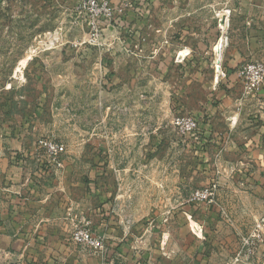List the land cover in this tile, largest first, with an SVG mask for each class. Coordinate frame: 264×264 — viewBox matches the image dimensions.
<instances>
[{"label": "rangeland", "instance_id": "1", "mask_svg": "<svg viewBox=\"0 0 264 264\" xmlns=\"http://www.w3.org/2000/svg\"><path fill=\"white\" fill-rule=\"evenodd\" d=\"M86 1L0 0V205L20 185L13 182L16 162L27 171L24 184L50 177L52 188L71 156L77 178L105 183L98 188L100 200L109 201L108 222L141 235L151 225L164 226L174 239L185 234L175 251L188 261L199 243L173 216L192 214L207 230L203 259L264 264V105L238 74L230 79L221 63L217 71L215 51L213 59L201 54L190 64L169 57L179 38L199 41L201 53L214 49L215 38L226 36L223 14L234 18L253 0H100L112 15L95 24ZM177 4L201 6L194 14L200 36L193 38L191 16L182 26L165 22L177 11L165 14L162 7ZM231 85H241L238 102L232 99L243 107L246 134L232 136L217 120L218 111L233 107L219 108ZM184 115L198 121L189 137L173 124ZM208 115L213 122L205 127ZM40 139L63 143L66 151L52 162ZM197 190L209 196L192 199ZM47 212L42 217L52 227L53 210ZM86 224L101 234L86 220L73 221L66 229L71 242L75 228ZM77 247L82 257L93 256Z\"/></svg>", "mask_w": 264, "mask_h": 264}, {"label": "crops", "instance_id": "2", "mask_svg": "<svg viewBox=\"0 0 264 264\" xmlns=\"http://www.w3.org/2000/svg\"><path fill=\"white\" fill-rule=\"evenodd\" d=\"M110 1L116 2V4L120 2V0ZM253 3L252 7L251 5L246 7V11H243L242 5H240L238 10L234 11V18L232 16L228 19L225 14L221 17V21H223L221 26L222 29L226 28V36H217L215 43L219 38L224 37L225 43L222 47L220 63L225 75H228L230 79L237 75L238 69L245 62L259 60L264 63V0H256V2L253 0ZM173 10L177 11V14H173L171 17L165 16V22L172 24L177 21L182 26L185 24V16H191L193 20L188 21V24L192 26L193 38L201 35L200 22L197 27L199 33H197L196 16H194L196 11H201V6L192 10H185L180 4L162 7V12L165 14ZM253 11L257 13H253ZM148 22L154 25L153 21L148 20ZM166 41L171 42L169 39ZM175 43L177 48L174 49L173 55L169 52V57L174 58L175 62L180 63L185 60L190 64V59L198 58L201 54L209 56V60L213 59L214 49L201 53L196 48V45H200L199 41L195 45L190 42L185 44L184 39L179 38ZM207 65L209 66L207 73L209 75L210 72L214 73V64L209 61ZM189 68L188 66L187 69ZM240 92L241 85H231L228 89L229 97H221L223 105L219 108L224 110L225 106H230L231 102L233 107L225 109L223 114L220 111L217 114V118L219 117L217 120H222L223 124L228 125L231 133L229 134L232 136L237 131L246 134L248 129L247 125H244L245 119L241 114L243 107L240 106V108L237 103L241 97ZM232 95L237 102L233 101ZM255 95L259 103L264 105V84L256 91ZM222 96L224 95L222 94ZM223 98L225 99L223 100ZM220 99L218 100L220 101ZM208 117H210L208 123L203 124L205 127L213 122V117L210 115ZM210 134H212L211 137L226 136L223 133H215V131H211ZM209 141H212L211 138ZM101 154H105V152ZM74 156L79 155L76 152ZM104 159L105 156L99 163L101 169L105 167ZM74 161L75 159L70 156L60 164L58 174H56L57 179L52 188H50L52 183L50 177L27 181L24 184L23 175L27 171L25 172L19 162L15 163L13 182L20 185L18 190L13 192L11 199H6L5 203L0 205V253L3 257L2 260H5H1L0 264H213L211 261L203 259L204 245L202 243L207 230L202 228L203 224L197 221L198 219L192 214L177 213L173 216L176 220L183 221L178 225L185 224L187 226L185 232L194 236L196 242L199 243L190 251L196 259L188 261L185 260V255L183 256L182 252L175 251L185 234H181L179 239H174V235H171L164 226H162V230H155L151 225L150 228L145 226V234L141 235L142 231L136 233L134 228L125 231L120 222H108L109 201H106V197L102 201L100 200L102 198L98 188L101 186L100 184L105 187V183L88 181L84 177L77 178V174L74 173H77L79 169ZM43 170L40 169L39 172ZM47 208L53 210L54 218L52 219L55 221H52V227L47 222L50 219L42 217V214L48 213ZM81 220L91 223L99 233L107 238L106 251L92 257H82L79 248L69 240L71 234L66 230L70 223ZM111 224H114V227H111Z\"/></svg>", "mask_w": 264, "mask_h": 264}, {"label": "built area", "instance_id": "3", "mask_svg": "<svg viewBox=\"0 0 264 264\" xmlns=\"http://www.w3.org/2000/svg\"><path fill=\"white\" fill-rule=\"evenodd\" d=\"M86 6L93 18V24L100 17H110L112 15L107 1L87 0ZM237 74L242 80L244 90L248 93H255L264 84V63L259 60L245 62L240 66ZM173 124L181 135L187 137L194 135L198 129V122L192 116H176ZM38 144L40 148L49 154L52 162H57L66 151L63 143H58L53 140L40 139ZM208 196L209 194L197 190L193 193L192 199L207 198ZM71 240L86 254L96 255L103 253L106 249V238L92 231L87 224L77 226L72 233Z\"/></svg>", "mask_w": 264, "mask_h": 264}, {"label": "bare ground", "instance_id": "4", "mask_svg": "<svg viewBox=\"0 0 264 264\" xmlns=\"http://www.w3.org/2000/svg\"><path fill=\"white\" fill-rule=\"evenodd\" d=\"M226 20V19H225ZM224 30V29H223ZM224 33V32H223ZM222 33V34H223ZM224 35V34H223ZM225 42H224V37H221L220 39H219V41H217V43L215 44V47H214V51H215V54H216V62H215V64H216V69H217V71H219V69H220V61H221V52H222V47H223V44H224Z\"/></svg>", "mask_w": 264, "mask_h": 264}, {"label": "water", "instance_id": "5", "mask_svg": "<svg viewBox=\"0 0 264 264\" xmlns=\"http://www.w3.org/2000/svg\"><path fill=\"white\" fill-rule=\"evenodd\" d=\"M222 22V24H223V21H221Z\"/></svg>", "mask_w": 264, "mask_h": 264}]
</instances>
